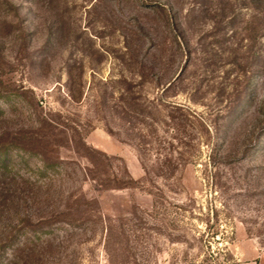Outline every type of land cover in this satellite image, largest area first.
Listing matches in <instances>:
<instances>
[{
  "label": "rangeland",
  "instance_id": "1",
  "mask_svg": "<svg viewBox=\"0 0 264 264\" xmlns=\"http://www.w3.org/2000/svg\"><path fill=\"white\" fill-rule=\"evenodd\" d=\"M1 95L27 264H264V0H0Z\"/></svg>",
  "mask_w": 264,
  "mask_h": 264
},
{
  "label": "trees",
  "instance_id": "2",
  "mask_svg": "<svg viewBox=\"0 0 264 264\" xmlns=\"http://www.w3.org/2000/svg\"><path fill=\"white\" fill-rule=\"evenodd\" d=\"M8 97L9 96L1 95L0 100L6 101L8 100ZM7 151L9 150H0V169L5 170L7 164H9ZM44 166L46 167V170L49 169V167H52L53 164H45ZM27 224L24 223L13 227L10 235L0 242V264H19L18 262L20 261L24 264L28 263V259L34 254V248H32V246L34 243L39 242V239L42 236L41 234H45V231H39V233H37V231L33 229L34 225L31 226ZM9 249H11V254L8 257L5 256V252ZM22 255L23 258H21Z\"/></svg>",
  "mask_w": 264,
  "mask_h": 264
}]
</instances>
